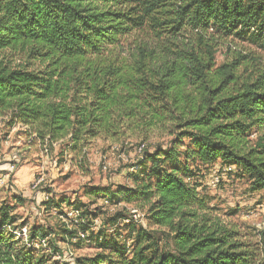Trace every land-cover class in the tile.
Instances as JSON below:
<instances>
[{
    "label": "trees",
    "instance_id": "1",
    "mask_svg": "<svg viewBox=\"0 0 264 264\" xmlns=\"http://www.w3.org/2000/svg\"><path fill=\"white\" fill-rule=\"evenodd\" d=\"M144 30L158 41L190 31L198 41L168 58L144 47L128 58L115 53ZM216 40L264 53V0H0V117L10 127L43 145L64 143L72 155L97 138L116 140L123 127L171 130L166 147L139 148L130 186L85 192L122 205L104 224L110 234L91 230L97 215L80 202H45L59 216L62 206L77 213L73 228L61 225L62 243L101 250L75 264H264V232L251 242L199 193L200 167L217 162L264 192V63L234 51L216 65ZM126 206L142 211L146 225L129 216L120 226ZM24 226L0 206V264H64L52 231L12 234Z\"/></svg>",
    "mask_w": 264,
    "mask_h": 264
},
{
    "label": "rangeland",
    "instance_id": "2",
    "mask_svg": "<svg viewBox=\"0 0 264 264\" xmlns=\"http://www.w3.org/2000/svg\"><path fill=\"white\" fill-rule=\"evenodd\" d=\"M198 36L190 31L182 32L177 38L169 37L158 41L149 31L131 34L118 47L116 54L120 58H128L137 53V47H144L154 57H170L176 47L189 46L197 42ZM165 38V37H164ZM208 38V37H207ZM218 44L215 54L216 65L225 60L230 61L232 52L242 51L251 57L260 58L264 63V53L241 42L216 40ZM122 134L116 140L97 138L93 140L84 154L72 155L66 151L65 144L53 143L43 145L39 140L28 135L23 127L8 125V116L0 117V206L11 208L16 226L24 224L26 235L31 227H42L52 231L60 255L56 257L61 263L75 264L76 259L90 258L101 252L98 247L81 245L67 247L60 241V228L68 224L73 228L77 223L72 213L64 206L61 211L66 216H59L51 207L44 205L47 200L54 202L67 199L86 205V210L96 214L95 221L99 228L114 231L105 226V222L121 211L122 205L108 206L100 199L87 197L88 188H111L130 186L127 178L128 167L139 156V148L151 151L155 145L166 147L170 142L168 125H159L150 131L135 130L123 127ZM17 156V162L11 157ZM220 166L219 162L210 166H201L198 182L201 185L199 193L205 197L208 205L213 207L215 214L226 223L236 226L242 234L255 243L259 241V232H264V192L249 190L248 182L234 170L224 173L219 184L210 187L211 169ZM20 200V202H18ZM126 221L119 222L120 226L128 223L129 216H137L138 226H145L143 212L126 206ZM140 218H143L140 221ZM22 229V230H23ZM21 230V232H22ZM95 231V230H94ZM119 233L125 237V231ZM22 237V236H20ZM160 246L169 242L166 238L156 235ZM129 246L132 245L128 242ZM264 248V241L261 243Z\"/></svg>",
    "mask_w": 264,
    "mask_h": 264
},
{
    "label": "built area",
    "instance_id": "3",
    "mask_svg": "<svg viewBox=\"0 0 264 264\" xmlns=\"http://www.w3.org/2000/svg\"><path fill=\"white\" fill-rule=\"evenodd\" d=\"M17 156L16 155H13L11 157V160L12 162H17ZM233 168L232 167H228V166H218L216 168H213L211 169V179H210V182H209V186L210 187H215L219 184L220 180H221V177L223 176L224 173H229V172H232ZM72 215L76 218L77 217V213L76 212H73ZM131 221L134 222V223H138L139 221L137 220V216L134 214L130 217ZM140 221L143 219V218H140ZM99 228V223L97 221H94L91 225V230H97ZM12 234L15 236V237H20L22 236V238H26V230L23 229L22 232H12ZM79 238L81 240H83L84 242H88L87 241V235L86 234H83V233H79L78 234Z\"/></svg>",
    "mask_w": 264,
    "mask_h": 264
},
{
    "label": "crops",
    "instance_id": "4",
    "mask_svg": "<svg viewBox=\"0 0 264 264\" xmlns=\"http://www.w3.org/2000/svg\"><path fill=\"white\" fill-rule=\"evenodd\" d=\"M5 167V165L4 166H0V168H4Z\"/></svg>",
    "mask_w": 264,
    "mask_h": 264
}]
</instances>
